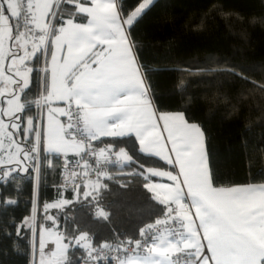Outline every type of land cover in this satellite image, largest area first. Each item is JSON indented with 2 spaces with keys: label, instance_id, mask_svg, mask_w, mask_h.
I'll return each mask as SVG.
<instances>
[{
  "label": "snow or ice",
  "instance_id": "obj_1",
  "mask_svg": "<svg viewBox=\"0 0 264 264\" xmlns=\"http://www.w3.org/2000/svg\"><path fill=\"white\" fill-rule=\"evenodd\" d=\"M154 2L129 8L125 0H0V209L18 205L5 189L11 183L19 193V173L34 180L28 215H9L0 232L10 238L9 225L15 228L14 248L27 240L29 264H264V182L219 186L202 125L185 111L163 110L153 91L149 73L160 69L141 61L133 30ZM192 74L238 76L264 93V83L226 65L208 63ZM111 154L137 167L130 175L142 176L145 188L163 192V208L140 228V239H121L113 229V240L97 243L94 225L72 217L62 228L48 213L75 204L81 192L87 201L88 187L106 188L100 177H112L99 165ZM138 156L159 158L168 170ZM49 169L61 170L62 180L55 202L42 205L41 223L39 187ZM92 172L96 180L82 187L80 176ZM155 177L168 183H147ZM93 200L91 207L80 203L95 223H110Z\"/></svg>",
  "mask_w": 264,
  "mask_h": 264
},
{
  "label": "trees",
  "instance_id": "obj_2",
  "mask_svg": "<svg viewBox=\"0 0 264 264\" xmlns=\"http://www.w3.org/2000/svg\"><path fill=\"white\" fill-rule=\"evenodd\" d=\"M137 3L138 0H125L129 8ZM253 19L255 24L250 23ZM133 35L141 61L149 69H160L150 72L149 79L161 108L185 111L206 131V148L218 185L241 184L249 179L264 182V93L238 76L192 74L213 63L233 67L257 85L264 83V0H155ZM128 150L136 155V146L131 142ZM137 158L149 167L167 166L159 158ZM137 170L128 162L112 167L108 173L112 179L101 180L107 187L98 192L91 188L99 205L109 213L110 223L92 220L89 207L97 201L93 196L85 201L83 194L75 204L50 209L48 214L58 216L62 228L66 220L71 227L72 217L86 226L94 225L97 243L113 240V229L121 239L135 240L140 228L161 216L163 208L144 187L143 177L130 175ZM58 179L59 170H46L42 176L38 197L41 207L56 198ZM18 180L19 193L11 183L5 189L18 205L0 209V223L6 222L9 215L19 220L31 209V174L21 172ZM63 192L65 198L75 200L74 192ZM81 201L89 207L82 206ZM44 215V211L37 215L39 222H43ZM9 231L13 233L10 238L0 232V264H28L27 240H20L14 248L15 228L9 225Z\"/></svg>",
  "mask_w": 264,
  "mask_h": 264
},
{
  "label": "built area",
  "instance_id": "obj_3",
  "mask_svg": "<svg viewBox=\"0 0 264 264\" xmlns=\"http://www.w3.org/2000/svg\"><path fill=\"white\" fill-rule=\"evenodd\" d=\"M66 117H64V121H66ZM94 144V143H93ZM73 158H75V159H79V157H69V159H73ZM61 160H63V157H61ZM122 161L115 155V154H111V155H109L108 156V162H105L103 159H101V163H100V165H99V167H101L104 171H106L107 173L109 172V170L112 168V167H120V166H122ZM77 171H79V169H77ZM104 177L103 176H101L100 177V181L103 179ZM89 179H91L92 181H95L96 180V175H95V173L94 172H92L91 174H90V177L89 178H85L83 175H81L80 176V178H79V183L81 184V183H83V182H88L89 181ZM59 182H58V184L59 183H61V180H62V172H61V170H59ZM69 183H71V182H69ZM161 216H159L158 218H160ZM157 219V218H156ZM155 219V220H156ZM155 220H153V221H150V222H148V223H152V222H154ZM148 223H146V224H148ZM145 224V225H146ZM144 225V226H145ZM143 226V227H144ZM141 237H140V235L138 236V238H136V239H140ZM28 264H29V259H28Z\"/></svg>",
  "mask_w": 264,
  "mask_h": 264
},
{
  "label": "crops",
  "instance_id": "obj_4",
  "mask_svg": "<svg viewBox=\"0 0 264 264\" xmlns=\"http://www.w3.org/2000/svg\"><path fill=\"white\" fill-rule=\"evenodd\" d=\"M7 43L6 42V47H7ZM46 115V114H45ZM60 119L62 121H64V117H60ZM5 121L7 122V118H5ZM45 126H46V119H45ZM94 143V142H93ZM5 147H7V144L5 145ZM69 157H73V153L72 152H69ZM122 160V163H127V160L126 158L125 159H121ZM168 165L167 166H163V167H157L155 166L154 168H157L158 170H168ZM147 183L149 184H158V183H168L167 179L166 178H161V177H155V178H152L151 180L147 181ZM33 184H34V180H33ZM81 184H87V182H83ZM87 191H91V187H88L87 189H85ZM151 192L157 197L158 195L159 196H163V192H161L159 189H153L151 190ZM82 194V193H81Z\"/></svg>",
  "mask_w": 264,
  "mask_h": 264
},
{
  "label": "rangeland",
  "instance_id": "obj_5",
  "mask_svg": "<svg viewBox=\"0 0 264 264\" xmlns=\"http://www.w3.org/2000/svg\"><path fill=\"white\" fill-rule=\"evenodd\" d=\"M16 78H18V77H16ZM10 131H15L14 129H10ZM19 138V137H18ZM95 144V143H94ZM125 159V158H124ZM121 160V159H120ZM122 161V160H121ZM109 173V172H108ZM89 182V181H88ZM88 182H87V184H88ZM62 191H64V189H62ZM55 200H56V198H53L52 200H50V201H47L48 203H52V202H55ZM45 203V202H44ZM32 207V206H31ZM42 212H43V207H41V205H39V207H38V210H37V214L36 215H40V214H42ZM37 220H38V218H37ZM40 220H38V222H39ZM47 248L48 249H52V250H54L55 249V245H54V243H52L51 241L48 243V245H47Z\"/></svg>",
  "mask_w": 264,
  "mask_h": 264
}]
</instances>
